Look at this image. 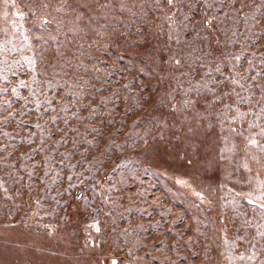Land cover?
Segmentation results:
<instances>
[{
  "label": "rangeland",
  "instance_id": "rangeland-1",
  "mask_svg": "<svg viewBox=\"0 0 264 264\" xmlns=\"http://www.w3.org/2000/svg\"><path fill=\"white\" fill-rule=\"evenodd\" d=\"M0 246L264 264V0H0Z\"/></svg>",
  "mask_w": 264,
  "mask_h": 264
},
{
  "label": "crops",
  "instance_id": "crops-1",
  "mask_svg": "<svg viewBox=\"0 0 264 264\" xmlns=\"http://www.w3.org/2000/svg\"><path fill=\"white\" fill-rule=\"evenodd\" d=\"M45 250L50 251L52 249L0 246V264H55V261L51 260V256L45 258L42 256L51 254Z\"/></svg>",
  "mask_w": 264,
  "mask_h": 264
},
{
  "label": "snow or ice",
  "instance_id": "snow-or-ice-1",
  "mask_svg": "<svg viewBox=\"0 0 264 264\" xmlns=\"http://www.w3.org/2000/svg\"><path fill=\"white\" fill-rule=\"evenodd\" d=\"M172 2V0H169V3H171ZM99 229H97V231H98ZM114 264H115V262H114Z\"/></svg>",
  "mask_w": 264,
  "mask_h": 264
}]
</instances>
